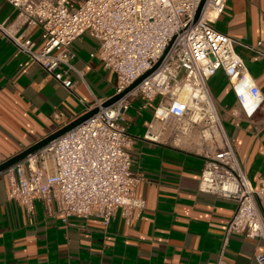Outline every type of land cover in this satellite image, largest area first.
<instances>
[{"label": "built area", "instance_id": "built-area-1", "mask_svg": "<svg viewBox=\"0 0 264 264\" xmlns=\"http://www.w3.org/2000/svg\"><path fill=\"white\" fill-rule=\"evenodd\" d=\"M7 1L26 29L40 28V37L14 33L5 22H0V30L58 84L71 90L76 75L91 91L84 72L73 63L72 45L84 34L97 42L91 57L116 76L115 92L106 98L94 96L87 110L99 107L97 113L0 172L7 177L9 198L29 215L35 212L37 199H54L64 221L96 216L109 224L119 208L127 221L139 217L145 201L133 195L138 178L127 112L137 99L147 104L159 97L156 119L176 126V131L177 124L181 130L209 131L219 143L214 151H205L199 183L201 192L236 202L218 264L224 263L225 248L236 234L262 241L256 259L264 264V176L257 185L248 177L208 84L213 74L223 70L247 118L264 104L259 85L234 49L233 37L214 26L228 0H206L196 21L202 0ZM152 69L134 88L103 106ZM146 138L158 136L149 130Z\"/></svg>", "mask_w": 264, "mask_h": 264}, {"label": "crops", "instance_id": "crops-1", "mask_svg": "<svg viewBox=\"0 0 264 264\" xmlns=\"http://www.w3.org/2000/svg\"><path fill=\"white\" fill-rule=\"evenodd\" d=\"M17 15L11 3L0 0V22L14 33L39 38L40 28L26 29ZM214 26L233 37L236 53L264 96V0H228ZM96 48L88 34L73 43V63L84 72L92 92L76 75L70 90L0 30V163L87 112L94 96L106 98L115 92V74L90 55ZM208 84L226 135L257 185L264 176V104L247 118L223 70ZM154 100L144 104L137 99L127 112L138 178L133 195L145 201L141 215L127 221L119 208L109 224L96 216L64 221L54 199H37L35 212L29 215L9 198L7 177L0 176V264L219 263L236 202L199 190L204 150L192 147L193 137L175 138V126L155 118L159 100L157 104ZM149 130L158 139L146 138ZM262 250L261 240L233 235L223 264H258Z\"/></svg>", "mask_w": 264, "mask_h": 264}, {"label": "water", "instance_id": "water-1", "mask_svg": "<svg viewBox=\"0 0 264 264\" xmlns=\"http://www.w3.org/2000/svg\"><path fill=\"white\" fill-rule=\"evenodd\" d=\"M205 1L206 0H202L201 1L200 5H199V7L197 9L196 15H195V21L198 20V18L200 17V15L202 13L203 8H204V5H205ZM158 65H159V63H158ZM158 65H156V67ZM154 69H152V70L146 72L144 75H142L130 87H128L124 92H122L120 94H116V95L112 96L111 98H109L107 101H105L103 103V106H109L113 102H115L116 100H118L126 92H128L129 90H131L132 88H134L145 76H147L148 74H150ZM98 111H99V107H95V108H93V109H91V110L83 113L82 115L78 116L76 119H74L73 121H71L67 125H65V126L59 128V129H57L56 131H54L53 133H51V134L47 135L46 137L40 139L39 141H37L33 145L25 148L24 150H22L21 152L17 153L16 155H13L12 157L8 158L4 162L0 163V172L8 169L9 167H11L12 165H14L18 161L24 159L28 154H30V153H32V152H34V151H36V150L44 147L45 145H47L52 140H54L55 138L61 136L62 134H64L68 130L74 128L75 126H77L78 124H80L81 122H83L84 120H86L87 118H89L90 116H92L93 114L97 113Z\"/></svg>", "mask_w": 264, "mask_h": 264}, {"label": "rangeland", "instance_id": "rangeland-1", "mask_svg": "<svg viewBox=\"0 0 264 264\" xmlns=\"http://www.w3.org/2000/svg\"><path fill=\"white\" fill-rule=\"evenodd\" d=\"M111 78L114 81L115 76L112 75ZM159 99H160L159 97L156 98L154 100V102L155 103L158 102ZM178 126L179 125L177 124V131H176V126L174 128L175 129V131H174V137L175 138H179V137H182V138L183 137L184 138L193 137L194 139H196L195 140L196 144H194L192 147L198 148V149H203L204 150V153L208 149H212V151H214L215 149H217L216 148V145H218L219 143H216V141H215L216 138H214V137L207 138V137L203 136L204 133L207 134V131L204 132V133H202L203 131L201 132V130H203V129L198 128V127H195L194 129H191V130L186 131V130L179 129ZM188 143H190V142H188Z\"/></svg>", "mask_w": 264, "mask_h": 264}, {"label": "bare ground", "instance_id": "bare-ground-1", "mask_svg": "<svg viewBox=\"0 0 264 264\" xmlns=\"http://www.w3.org/2000/svg\"><path fill=\"white\" fill-rule=\"evenodd\" d=\"M206 135H208L209 137H211V134L209 133V131H207V134Z\"/></svg>", "mask_w": 264, "mask_h": 264}]
</instances>
